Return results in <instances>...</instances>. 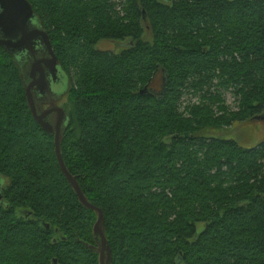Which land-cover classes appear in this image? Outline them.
<instances>
[{
    "label": "trees",
    "instance_id": "trees-1",
    "mask_svg": "<svg viewBox=\"0 0 264 264\" xmlns=\"http://www.w3.org/2000/svg\"><path fill=\"white\" fill-rule=\"evenodd\" d=\"M28 2L68 80L63 159L113 264H264V143L211 135L264 115V0ZM228 90L238 111L218 116ZM0 178V264H99L97 215L1 48Z\"/></svg>",
    "mask_w": 264,
    "mask_h": 264
},
{
    "label": "water",
    "instance_id": "water-1",
    "mask_svg": "<svg viewBox=\"0 0 264 264\" xmlns=\"http://www.w3.org/2000/svg\"><path fill=\"white\" fill-rule=\"evenodd\" d=\"M0 48L14 57L33 119L46 134L54 137L57 160L80 204L97 215L93 229L96 246L91 250L99 255V264H112L113 252L106 237L104 213L89 202L63 159L62 139L70 118L56 105V100L67 92L68 80L48 33L28 0H0ZM44 104L49 106L47 110L41 109ZM255 121L264 122V115ZM1 201L0 194V204ZM46 228L49 230V226Z\"/></svg>",
    "mask_w": 264,
    "mask_h": 264
},
{
    "label": "rangeland",
    "instance_id": "rangeland-1",
    "mask_svg": "<svg viewBox=\"0 0 264 264\" xmlns=\"http://www.w3.org/2000/svg\"><path fill=\"white\" fill-rule=\"evenodd\" d=\"M145 29H146L145 40L151 41L150 31L148 30L149 28L145 27ZM126 44H127L126 41L124 42L101 41L99 42L96 48L98 50H104V51L107 50V51H113L115 53H121L123 49L126 47ZM155 87L159 89L160 82L156 83ZM68 92L69 91L63 94L61 98L56 100V105L60 108H63L66 111V114L69 116L73 113V105L70 101V95ZM222 99L224 100V105H220L216 103L215 105H213L214 111H216L218 116H222L225 113L224 112L225 110L222 111L220 110L222 106H224L229 113L238 111V101L236 97L233 95L231 90L224 91ZM199 102H200L199 96H195L192 93L186 94L184 100H182L183 104L181 111H184L183 109L188 105H194V104L198 105ZM48 108L49 106L41 107L42 110H47ZM185 113L188 114L187 111H185ZM211 135L213 137L233 140L237 142L242 148L253 149L264 143V122L247 121L244 123L236 124L233 127H228L226 129H223L222 132L212 133ZM63 140L64 139H62V141ZM0 180L2 179L0 178ZM2 182L3 184L5 183V181ZM98 262H99V257H98Z\"/></svg>",
    "mask_w": 264,
    "mask_h": 264
},
{
    "label": "flooded vegetation",
    "instance_id": "flooded-vegetation-1",
    "mask_svg": "<svg viewBox=\"0 0 264 264\" xmlns=\"http://www.w3.org/2000/svg\"><path fill=\"white\" fill-rule=\"evenodd\" d=\"M67 89H68V86H67ZM43 106H48V105H45V104L44 105H41V107H43Z\"/></svg>",
    "mask_w": 264,
    "mask_h": 264
}]
</instances>
